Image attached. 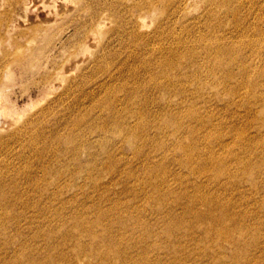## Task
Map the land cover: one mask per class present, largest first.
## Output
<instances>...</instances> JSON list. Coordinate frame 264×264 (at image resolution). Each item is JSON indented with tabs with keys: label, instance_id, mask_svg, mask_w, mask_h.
<instances>
[{
	"label": "rangeland",
	"instance_id": "374dc122",
	"mask_svg": "<svg viewBox=\"0 0 264 264\" xmlns=\"http://www.w3.org/2000/svg\"><path fill=\"white\" fill-rule=\"evenodd\" d=\"M197 191L244 230L210 229ZM251 256L264 260V0H0V264Z\"/></svg>",
	"mask_w": 264,
	"mask_h": 264
},
{
	"label": "bare ground",
	"instance_id": "6f19581e",
	"mask_svg": "<svg viewBox=\"0 0 264 264\" xmlns=\"http://www.w3.org/2000/svg\"><path fill=\"white\" fill-rule=\"evenodd\" d=\"M221 50H224V55H227L228 53H230L229 50H227V48L223 47L221 48ZM193 152V149H192ZM213 156L218 159L217 161L221 160V157L216 155L215 153H213ZM192 163L191 165L194 163L192 158H189ZM216 166V163H213ZM212 165V164H211ZM211 165L209 164H202L200 166V169H203L207 172H214L215 167H211ZM199 201L200 204L204 205L206 207V210L203 212H199L198 210H195L196 215L198 216V218L202 221H207L210 223V225L212 226V228L210 229H214L215 228H219V230L221 231L222 234L227 235H231V233H234L237 231V229L240 230H244V223H241V226L238 228H235L233 226H227L228 223L232 222L235 218V216L232 213H229L228 211L226 212H221V214H218L219 208H223L224 209V205H222L220 202H218L217 200L214 199L213 196H211L210 194H208L207 192H201V191H197V193L195 194L192 204H191V211L193 209L196 208L195 204ZM228 209V208H227ZM126 221H127V217L123 216L121 223L123 225H126ZM175 231V230H174ZM171 232V231H169ZM174 233V232H173ZM113 242L120 246L122 249V246L115 240L113 239ZM111 251L114 252L115 254L119 255V256H124V252L123 254L119 251V248L117 246H113L111 247ZM115 256L112 255L111 258H114ZM253 256H251L250 258L247 259L246 264H264V260L262 258H252ZM29 262L31 264H38L40 263V261L37 258H31L29 259ZM55 261H50L49 259L47 261H45V264H54Z\"/></svg>",
	"mask_w": 264,
	"mask_h": 264
}]
</instances>
